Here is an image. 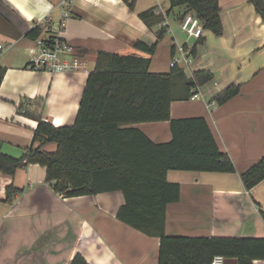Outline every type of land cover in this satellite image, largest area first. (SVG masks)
I'll return each instance as SVG.
<instances>
[{
	"label": "crops",
	"instance_id": "obj_1",
	"mask_svg": "<svg viewBox=\"0 0 264 264\" xmlns=\"http://www.w3.org/2000/svg\"><path fill=\"white\" fill-rule=\"evenodd\" d=\"M62 1L0 0V151L5 155L21 157L33 140L37 122L18 112L20 106L53 126L73 122L96 52L147 57L134 47L135 41H158L149 70L169 73L176 47L186 40L180 29L185 9L166 13L168 0H135L133 10L122 0H72L58 36L72 47L69 57L83 66L53 74L32 70L27 65L37 48L27 32L46 17L58 21ZM218 1L221 35L203 29L202 43H193L192 59L180 67L188 76L208 69L213 79L198 88L202 97L172 100L169 114L205 117L235 171H169L167 180L178 183L180 192L166 207L165 233L264 238V178L250 189L240 178L264 157V22L249 0ZM151 8L161 21L149 27L138 14ZM160 28L164 33L158 40ZM230 84L239 85L234 96L220 105L207 103ZM137 126L154 142L171 139L169 121ZM43 148L55 151L56 143ZM45 178V168L34 163L18 167L14 174L0 171V264H69L76 252L90 264H157L159 238L116 218L123 204L120 191L64 197ZM9 184L19 192L6 200ZM251 264H264V259Z\"/></svg>",
	"mask_w": 264,
	"mask_h": 264
},
{
	"label": "trees",
	"instance_id": "obj_2",
	"mask_svg": "<svg viewBox=\"0 0 264 264\" xmlns=\"http://www.w3.org/2000/svg\"><path fill=\"white\" fill-rule=\"evenodd\" d=\"M133 10L135 0H122ZM169 8L184 7L199 18L203 29L216 36L223 31L218 0H168ZM264 22V0H249ZM149 27L161 21L153 8L138 14ZM43 28L35 25L27 36L35 39ZM164 29L157 32L158 40ZM202 36L195 44L202 43ZM152 45L137 40L134 47L148 54L96 52L95 64L87 75L78 109L70 125H55L41 115L18 112L33 117L37 126L32 143L21 157L0 151V171L14 174L29 163L45 168L46 182L61 196L90 195L120 191L123 204L116 218L146 235L159 238L157 264H210L216 255L251 264L264 259V238L187 237L165 233V210L178 200L180 185L167 180L173 170L234 172L229 156L219 149L205 117L170 118L172 100H186L194 91L213 79L208 69L187 75L178 66L169 73L150 72ZM195 44L192 46L191 51ZM0 69V83L3 79ZM239 85L230 84L207 99L220 105L234 96ZM169 121L171 139L154 142L137 126L141 122ZM56 143L55 151L43 148ZM35 143H37L35 145ZM247 189L264 178V157L240 173ZM6 200L19 192L6 187ZM69 264H90L76 252Z\"/></svg>",
	"mask_w": 264,
	"mask_h": 264
},
{
	"label": "built area",
	"instance_id": "obj_3",
	"mask_svg": "<svg viewBox=\"0 0 264 264\" xmlns=\"http://www.w3.org/2000/svg\"><path fill=\"white\" fill-rule=\"evenodd\" d=\"M72 0H63L61 5L62 12L58 21H52L46 17L38 22L37 25L46 31V34L37 36L34 40L36 43V54L31 58L27 67L32 70H42L51 74L55 72H67L70 70H77L83 66V62L77 58L69 57L72 51L70 44L68 45L62 41L58 34L65 25V19L70 14V3ZM180 29L186 36L184 44L176 47L175 53L169 61V68L184 67L186 68L192 59V45L195 41L203 36V27L199 18L192 12H184L180 20ZM3 45H0V51ZM202 95L198 91L192 92L190 98H200ZM224 258L221 255H216L211 260L210 264H224Z\"/></svg>",
	"mask_w": 264,
	"mask_h": 264
},
{
	"label": "water",
	"instance_id": "obj_4",
	"mask_svg": "<svg viewBox=\"0 0 264 264\" xmlns=\"http://www.w3.org/2000/svg\"><path fill=\"white\" fill-rule=\"evenodd\" d=\"M235 262L236 260L232 258H225L224 260V264H230V263H235Z\"/></svg>",
	"mask_w": 264,
	"mask_h": 264
},
{
	"label": "rangeland",
	"instance_id": "obj_5",
	"mask_svg": "<svg viewBox=\"0 0 264 264\" xmlns=\"http://www.w3.org/2000/svg\"><path fill=\"white\" fill-rule=\"evenodd\" d=\"M190 98V97H189Z\"/></svg>",
	"mask_w": 264,
	"mask_h": 264
}]
</instances>
